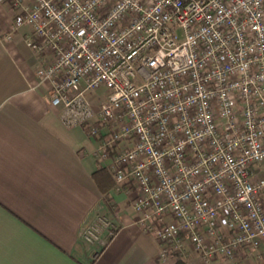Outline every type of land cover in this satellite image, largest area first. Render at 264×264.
Returning <instances> with one entry per match:
<instances>
[{"label": "built area", "instance_id": "1", "mask_svg": "<svg viewBox=\"0 0 264 264\" xmlns=\"http://www.w3.org/2000/svg\"><path fill=\"white\" fill-rule=\"evenodd\" d=\"M0 2L62 121L135 187L159 258L264 257V0ZM111 225L83 236L105 242Z\"/></svg>", "mask_w": 264, "mask_h": 264}, {"label": "crops", "instance_id": "2", "mask_svg": "<svg viewBox=\"0 0 264 264\" xmlns=\"http://www.w3.org/2000/svg\"><path fill=\"white\" fill-rule=\"evenodd\" d=\"M11 17L0 2V264H176L177 256L158 257L156 237L136 223L135 187L117 188L97 139L65 124L61 108L51 105L26 28L6 38ZM100 216L114 234L85 240ZM238 258L264 260L245 252ZM182 264L235 263L223 256L203 262L192 252Z\"/></svg>", "mask_w": 264, "mask_h": 264}, {"label": "trees", "instance_id": "3", "mask_svg": "<svg viewBox=\"0 0 264 264\" xmlns=\"http://www.w3.org/2000/svg\"><path fill=\"white\" fill-rule=\"evenodd\" d=\"M104 168H101V170H103ZM107 174L109 175V173L107 172ZM111 184V183H110ZM177 256V262L176 264H182V259L183 257L180 254H176ZM260 264H264V260H262V262Z\"/></svg>", "mask_w": 264, "mask_h": 264}, {"label": "rangeland", "instance_id": "4", "mask_svg": "<svg viewBox=\"0 0 264 264\" xmlns=\"http://www.w3.org/2000/svg\"><path fill=\"white\" fill-rule=\"evenodd\" d=\"M103 89H101V91H102Z\"/></svg>", "mask_w": 264, "mask_h": 264}]
</instances>
